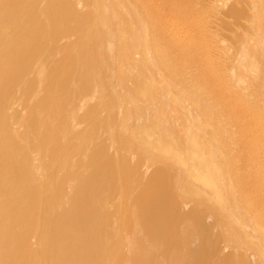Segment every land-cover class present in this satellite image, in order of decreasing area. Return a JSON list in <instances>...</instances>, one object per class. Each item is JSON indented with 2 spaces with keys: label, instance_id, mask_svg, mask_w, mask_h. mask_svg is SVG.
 Returning <instances> with one entry per match:
<instances>
[{
  "label": "bare ground",
  "instance_id": "bare-ground-1",
  "mask_svg": "<svg viewBox=\"0 0 264 264\" xmlns=\"http://www.w3.org/2000/svg\"><path fill=\"white\" fill-rule=\"evenodd\" d=\"M0 264H264V0H0Z\"/></svg>",
  "mask_w": 264,
  "mask_h": 264
},
{
  "label": "rangeland",
  "instance_id": "rangeland-1",
  "mask_svg": "<svg viewBox=\"0 0 264 264\" xmlns=\"http://www.w3.org/2000/svg\"><path fill=\"white\" fill-rule=\"evenodd\" d=\"M192 28H193L192 26H190V28H189V27H185L184 22H182V23L179 25L178 31H180V33H184V32L186 33V32L193 31L194 28H193V29H192ZM79 34H80V33H79ZM81 35H82V34H80V37H81ZM76 36L79 38V35H78V34H77ZM76 36H75V37H76ZM77 37H76L75 39H77ZM79 39H80V38H79ZM79 39H78V40H79ZM80 42H81V40H80ZM62 43L65 44L66 47H70V45L72 44V40L64 41V42H62ZM167 46H169V45H168V44H165V45H164V52L166 51L165 54H168V53H167V52H168V50H167V49H168ZM169 47H170V46H169ZM181 48H183V46H182ZM185 49L188 50L189 48H186V47H185ZM196 50L199 51L200 53H201V51H202V50L200 51V48H197ZM185 51H186V50H185ZM122 75H123V74H122ZM122 75H121V76H122ZM122 77H123V79H124V75H123ZM186 79L189 80L188 82H186V83H187V84H186V91H188V90L190 91V87H189V86L192 85V83H193V77H192V74H191V75L187 74ZM79 80H80V83H81L80 85H82V84H83V81L81 80V78H79ZM141 80H142V79H140V81H141ZM191 80H192V81H191ZM189 82H190V83H189ZM194 86H195V85H193V86H191V87H194ZM188 87H189V88H188ZM187 89H188V90H187ZM193 98H194V99H197V96H196V95H193ZM90 104H91V106H93V105L96 104V102H91ZM97 127H98V124L95 123V125H94V129L96 130ZM82 148H83V146L79 148V150H78L79 152H77V151L74 152V154L76 155V158L78 159V161H80V160H81V157H82V156H81ZM112 160H113V161H112V167L114 168V171H115V160H114V158H112ZM101 164H102V162H101V161H98V162H96L95 165H96V166H99V165H101ZM127 164H129L128 161H127ZM224 226H225V229L228 228L226 224H225ZM210 228H211V226L209 225V226H208V229H207V236H209ZM33 231H34V230H33ZM210 233H211V232H210ZM214 238H215V239H214V242H215V243L212 245V247H211V251H212L213 253H216V254L218 255V254H220V253H219L218 246L216 245V236H215ZM33 248H34V247H33Z\"/></svg>",
  "mask_w": 264,
  "mask_h": 264
}]
</instances>
